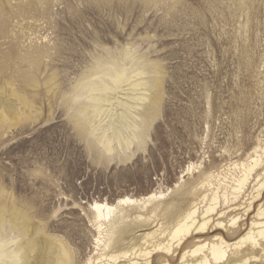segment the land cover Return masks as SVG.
I'll list each match as a JSON object with an SVG mask.
<instances>
[{
    "label": "rangeland",
    "instance_id": "1",
    "mask_svg": "<svg viewBox=\"0 0 264 264\" xmlns=\"http://www.w3.org/2000/svg\"><path fill=\"white\" fill-rule=\"evenodd\" d=\"M108 53L129 54L123 59L129 70L140 62L149 85L159 72L160 87L150 92L159 102L151 128L143 143L120 155L103 152L97 136L121 128V107L102 103L109 112L96 134L93 97L75 96L86 74L112 60ZM36 57L35 86L25 75L35 73L28 59ZM8 106L25 111L20 123ZM1 113L7 115L0 118L1 205L10 210L15 203L38 229L50 228L71 245L77 264H86L101 251L92 204L164 195L147 208H123L126 244L142 243L171 224L166 210L188 208L208 175L238 178L257 148L264 163V0H0ZM224 187L219 211L227 207ZM256 189L251 179L230 205L246 208ZM258 204L244 216L243 229ZM174 258L180 264L181 256Z\"/></svg>",
    "mask_w": 264,
    "mask_h": 264
},
{
    "label": "bare ground",
    "instance_id": "2",
    "mask_svg": "<svg viewBox=\"0 0 264 264\" xmlns=\"http://www.w3.org/2000/svg\"><path fill=\"white\" fill-rule=\"evenodd\" d=\"M36 53L42 56L41 51ZM125 53L121 54V59L108 53V57L112 60L101 61L98 67L86 74L75 88V96L93 97L96 107L94 115L99 121L95 126L96 134L102 129L100 126L102 114L109 112L102 103L117 104L121 107L119 114L121 128L116 126L113 136L106 135L105 132L97 136L102 151L109 155H120L124 150H129L135 142L138 144L144 142L148 129L155 119L154 110L158 108L159 103L158 97L153 99L150 93L160 87L158 70L154 79L150 78L152 84H147L149 79H142L147 73L140 69L138 64L140 62L133 64L134 67L130 70L126 67L123 59L129 54ZM28 60L35 73L31 71L32 74L27 72L28 74L24 75L30 84L36 86L41 61L37 57ZM139 77L141 79L138 80ZM124 87L129 89L124 90ZM121 91H129L131 94H124L125 96L121 98L118 96ZM112 93L115 96H112ZM98 102L101 107L97 106ZM22 103L24 110H27L29 102L24 99ZM148 109L150 110L147 111ZM7 111L17 122L23 120L25 114L23 109L8 106ZM87 113L88 109H84L79 111L78 115ZM1 114L2 119L7 116L5 113ZM114 140L117 141L116 147L112 145ZM259 152L257 148L242 163L238 178L231 179L229 174H224L222 178L219 175H208L202 183L203 191L198 194L197 190V194L193 196L195 200L188 208L173 206L166 210L169 211L171 224L166 229L162 225L160 231L146 234L139 239L143 241L142 243L132 239L126 244L128 229L125 228L127 217L122 214L125 211L123 208L135 206L147 208L155 201L160 202L164 195L152 193L141 199L121 198L115 204L107 202L92 204L93 220L100 236L97 244L101 251L86 264H173L176 254L181 256L180 264H264V163ZM181 178L183 182L184 176ZM215 178L229 185L221 183L218 184V188H212ZM251 179L255 180L257 187L256 194L252 198L253 202L241 211L237 210L242 205H230V203L239 200V196ZM222 185L226 186L222 189V192L224 191L222 198L227 207L219 211ZM178 187L179 184H176V188ZM203 187L210 188L211 194H208V190H204ZM255 202L259 203L257 212L251 219L249 228L243 229L246 226L243 218L255 208ZM160 205L156 204L152 208V213H156ZM232 207L235 208L227 213L226 210ZM32 220L26 212L19 210L15 203L10 210L0 204V264H77L75 249L73 250L71 245L63 241V238L50 235V228L46 232L38 229L32 224ZM210 230L218 231L219 234L205 237ZM14 234H18L20 239L26 241L17 243V240L11 238Z\"/></svg>",
    "mask_w": 264,
    "mask_h": 264
}]
</instances>
